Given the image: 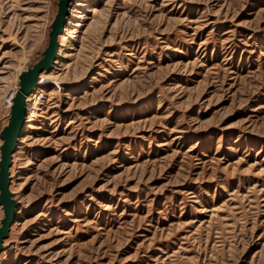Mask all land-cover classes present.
<instances>
[{
  "label": "rangeland",
  "instance_id": "1",
  "mask_svg": "<svg viewBox=\"0 0 264 264\" xmlns=\"http://www.w3.org/2000/svg\"><path fill=\"white\" fill-rule=\"evenodd\" d=\"M57 1L0 0V132ZM71 9L12 157L0 264H264V0Z\"/></svg>",
  "mask_w": 264,
  "mask_h": 264
},
{
  "label": "water",
  "instance_id": "2",
  "mask_svg": "<svg viewBox=\"0 0 264 264\" xmlns=\"http://www.w3.org/2000/svg\"><path fill=\"white\" fill-rule=\"evenodd\" d=\"M72 0H58L56 14L50 24L49 39L41 59L18 77L19 90L13 99L8 123L0 132V206L3 217L0 221V254L15 221L16 202L10 191V168L18 138L25 126L26 101L34 89L42 83L41 75L49 72L57 59L59 37L63 33Z\"/></svg>",
  "mask_w": 264,
  "mask_h": 264
},
{
  "label": "built area",
  "instance_id": "3",
  "mask_svg": "<svg viewBox=\"0 0 264 264\" xmlns=\"http://www.w3.org/2000/svg\"><path fill=\"white\" fill-rule=\"evenodd\" d=\"M15 93H16V91H15V89L14 90H12L11 92H9L8 94H7V96H6V98L4 99V101H3V104H4V106H5V108H7V109H10L11 110V107H12V104H13V98H14V96H15ZM41 95V96H39L38 97V95ZM37 94H35V101H37V102H39V109L41 108H43L42 106H43V100H42V98H43V95L41 94V93H37ZM32 105V104H31ZM30 105V106H31ZM41 111V110H40ZM40 111H38L39 113H40ZM33 113V110L31 109V108H29V111H27V114H28V116L30 115V114H32ZM38 118V117H37ZM36 118V119H37Z\"/></svg>",
  "mask_w": 264,
  "mask_h": 264
},
{
  "label": "bare ground",
  "instance_id": "4",
  "mask_svg": "<svg viewBox=\"0 0 264 264\" xmlns=\"http://www.w3.org/2000/svg\"><path fill=\"white\" fill-rule=\"evenodd\" d=\"M75 2L77 1V0H74ZM72 2H73V0H72ZM72 2H71V5H70V7H69V14H68V17H69V15H70V13H71V16H73L72 15V9H71V6H72ZM70 16V17H71ZM67 17V20H66V23H65V27H64V30H63V33L60 35V37H62L63 35H64V33H65V35H66V33L68 32V29H67V25H68V22L70 21V17L68 18ZM67 24V25H66ZM60 37H59V43H60ZM59 46H61V43H60V45ZM59 52H60V47H59V49H58V54H59ZM58 54H57V57H58ZM57 60V59H56ZM56 60H55V63H56ZM54 63V64H55ZM43 75V74H42ZM42 75H41V77L40 78H42ZM39 86V85H38ZM38 86L34 89V91L29 95V97L27 98V101H26V110H25V123H26V121H27V110H28V101L30 100V98L33 96V94L35 93V90L38 88ZM15 95H16V93H15ZM14 98H15V96H14ZM13 98V99H14ZM20 136V135H19ZM18 140H19V138H18ZM12 194H14L13 192H11Z\"/></svg>",
  "mask_w": 264,
  "mask_h": 264
}]
</instances>
